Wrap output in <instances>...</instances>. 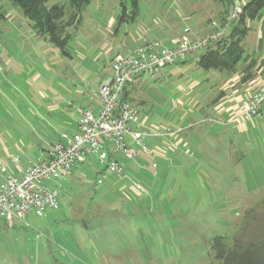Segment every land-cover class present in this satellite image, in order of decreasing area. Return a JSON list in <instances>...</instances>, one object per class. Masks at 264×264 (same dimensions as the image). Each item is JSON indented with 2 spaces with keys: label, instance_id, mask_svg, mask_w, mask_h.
Instances as JSON below:
<instances>
[{
  "label": "rangeland",
  "instance_id": "rangeland-1",
  "mask_svg": "<svg viewBox=\"0 0 264 264\" xmlns=\"http://www.w3.org/2000/svg\"><path fill=\"white\" fill-rule=\"evenodd\" d=\"M218 3L139 0L132 15L129 0H90L71 31L66 57L33 31L9 0H0V130L28 137L30 128H39L42 97L51 99L54 91L52 97L63 98L76 90L93 95L112 55L156 40L168 45L167 33L185 28L196 38L194 29L205 16L204 21L215 11L219 18L227 13ZM55 4L67 0L46 3ZM253 41L250 34L247 47ZM203 52L134 79L140 81L130 101L140 119L165 126L169 135L171 129L199 121L197 129L212 145L210 153L218 155L220 166L197 153L199 167L181 156L167 157L171 166L131 146L133 158L118 156L125 165L124 177L118 179L105 162L89 158L69 176L46 183L58 188L57 210L43 217L30 213L13 221V227L0 220V264H220L211 254V240L222 236L229 243L244 213L257 204L264 215V120L239 114L227 129L221 125L225 118L214 120L211 106L221 72L196 66ZM241 90L239 96L245 95ZM237 104L236 99L232 106ZM206 110L208 117L202 115ZM44 119L47 124L49 119ZM225 136L236 142L229 150L230 163L225 161ZM142 144L151 149L148 141ZM138 159L141 168L133 166ZM136 186L144 192H135Z\"/></svg>",
  "mask_w": 264,
  "mask_h": 264
},
{
  "label": "built area",
  "instance_id": "built-area-1",
  "mask_svg": "<svg viewBox=\"0 0 264 264\" xmlns=\"http://www.w3.org/2000/svg\"><path fill=\"white\" fill-rule=\"evenodd\" d=\"M242 5L241 0H230L226 15L219 24L212 23L214 30L207 35L192 38L187 32L172 47L145 43L132 53L114 55L110 61L111 74L100 83L95 93L99 108H79L77 129L73 135H60L61 141L51 147L47 158L27 168L20 177L6 174L0 185V220L11 227L13 221H22L30 213L42 217L49 210H57L58 188H49L46 183L69 176L72 168L87 157L96 156L100 163H106L111 174L123 178L124 163L108 159V151L130 159L134 154L125 143L126 137L130 136L141 145L140 141L145 137L155 136L137 121V108L122 100L126 85L142 75H155L167 65L204 51L224 36L241 14ZM263 107L264 84L237 105L239 114L247 118H259ZM133 190L143 191L140 186Z\"/></svg>",
  "mask_w": 264,
  "mask_h": 264
},
{
  "label": "crops",
  "instance_id": "crops-1",
  "mask_svg": "<svg viewBox=\"0 0 264 264\" xmlns=\"http://www.w3.org/2000/svg\"><path fill=\"white\" fill-rule=\"evenodd\" d=\"M212 16L213 17L207 18L208 21L207 20L204 21L206 17L205 16L202 19V21L196 25L194 29L195 30L194 35H192L193 37L194 36L201 37L205 34L212 32L213 30V28L211 27L212 23L216 24L215 21L217 19L221 21L222 18V17L219 18L220 15L216 11L215 13H212ZM219 20L218 22H220ZM248 26L250 28V31L244 40V48H245V53L249 56L248 60H253L254 62L252 78L246 83H241L240 74L238 73L232 75H228L226 73L219 74L221 75V79L219 82L220 85L217 88V93L214 97V101L211 106L214 120H220L224 118L226 119V121L221 122V125L226 129L228 125L233 124V121L236 120L237 116L239 115L238 110L236 111L233 110L238 105L237 104L232 106V104L235 103V100L237 99V102L240 103L242 101V100L240 101V99L243 98L247 99L250 96V95L246 96L248 91L254 94L260 88V86L264 84V63H263L264 45L261 42V31L264 28V18L258 21L250 22L248 23ZM184 33H187L189 35L190 29L185 28L183 32H178V33H175L174 31L168 32L167 33L168 45L165 46L160 44L161 40H156L153 42H146V43H158L163 47H172L178 42V40ZM250 34H253L254 43L250 44L249 47H247L246 42ZM138 47H136L135 49H137ZM132 52L133 51L129 53ZM116 54H122V53H116ZM114 55H112L109 59V63H108L109 70L102 76L103 78L106 76L104 79L109 77L111 74L110 61ZM185 61L186 60H184L183 63ZM133 81L130 83L126 91L129 100H132L131 96L133 93H135L140 78L135 82ZM240 90L241 92L245 91V95L244 94L241 95L243 96V98L239 96ZM96 92H94L93 95H87L84 92L82 93L76 90L75 93L71 96H64L63 98H59L55 96L52 97V95H57V93L53 91L51 95V99H49L48 97L47 98L42 97V100H45V102L42 103L43 105L40 108L42 109L40 111V113L42 114H38L36 116L37 120L40 123L38 124L39 128H30L28 137H24L23 135H20L19 137H12L11 130H8L7 128L3 129V131L0 130V185L2 184L6 174L13 177H20L27 168L31 167L32 165H35L39 161L45 160L47 158V153L51 149V147L61 141L60 135L62 134L73 135L77 129V122H78L77 110L81 107H89V106L93 107L94 109L99 108V103L97 101V98L95 97ZM202 115L204 117L205 115H207L208 117L209 113L208 114L203 113ZM44 116H47V118L49 119L47 120L48 121L47 124L45 123V121H43ZM137 117H138L137 121L143 124L144 127L148 126L145 128L150 129L152 131V134H155V136H151V135L147 136L149 137L148 140L147 139L145 140L146 138L145 137L143 140L140 141L141 145H137L135 141L130 136H128L125 138V143L129 148L131 146L141 147L142 149H144L145 155L155 157L160 161H166V162L168 161L170 165L171 162L169 161V159H166L167 157H171L174 159L181 156V158H183L184 161L186 162L189 161L194 166L199 167L200 165H198V160L196 159L197 157L195 158L194 155L197 153L200 154L201 156H205L208 159V161L213 162V165L215 164V166H220L218 155L215 156L210 153L211 150H209V146L212 145H209L205 141V137L203 133L197 129V125L198 123H200L199 121L196 122L193 121L188 125H186L185 128H177V129L170 128L173 131V133L170 132L169 135V133H166V131H169V129L163 128L165 126L152 122L148 117H144L140 119L139 112ZM209 120H213V119L210 118ZM258 120L260 122L264 120V107L262 109L261 116ZM225 128L221 133L222 135H225L227 132ZM143 141H148L150 143L149 147L151 149L149 151L146 150V145L144 146L142 144ZM224 142H226L228 145L224 149L226 153L225 161L230 163L233 157L230 155L229 150L236 142L227 138V136L224 137ZM107 147L110 148L109 146ZM215 147L217 146L213 145V149ZM130 150L132 151L131 148ZM133 154L134 157L135 153ZM108 156H110V158H114L115 160H117L118 156L120 155L108 151L107 157ZM92 157H96V156L87 157L83 162L79 163L78 165H83L89 158ZM140 159H138L133 166L141 168L142 166H140L141 165ZM121 162L123 163V161ZM153 167L156 168L155 165H153ZM49 187L53 188L54 186H49ZM143 192L144 191H142V193ZM120 210L123 209L121 208ZM124 210L127 211L126 209ZM133 210L136 211V209ZM137 210L140 213L142 212L140 208ZM13 225L11 227H13ZM136 230L137 229L135 227H131V231H136Z\"/></svg>",
  "mask_w": 264,
  "mask_h": 264
},
{
  "label": "trees",
  "instance_id": "trees-1",
  "mask_svg": "<svg viewBox=\"0 0 264 264\" xmlns=\"http://www.w3.org/2000/svg\"><path fill=\"white\" fill-rule=\"evenodd\" d=\"M47 1L9 0L28 20L31 29L37 35L42 36L61 55L69 57V42L73 36L71 31L77 29L81 21V12L90 0H67V4H55L50 7L46 5ZM122 1L124 0H120ZM219 1L226 7L225 10L229 9L230 0ZM129 2L131 14L136 15L139 0ZM125 11L126 9L122 7V16L125 15ZM262 18L264 0L246 1L242 5L238 19L228 28V33L204 49L196 60V66L203 71L213 70L228 75L238 73L241 83L249 81L253 75L254 62L248 60L244 40L250 31L248 23ZM261 42L264 45V28L261 31ZM129 85L130 83L123 91L122 100L131 104L126 92ZM107 158L110 159V156ZM260 206L261 204H257L244 213L229 243H226V238L222 236H216L211 240V254L220 264H264V224H261L264 215L260 213L262 210L259 211Z\"/></svg>",
  "mask_w": 264,
  "mask_h": 264
}]
</instances>
